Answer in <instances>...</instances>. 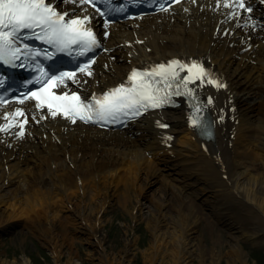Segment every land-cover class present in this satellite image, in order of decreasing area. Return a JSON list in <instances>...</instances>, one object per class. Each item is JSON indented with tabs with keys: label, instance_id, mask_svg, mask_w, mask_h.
Listing matches in <instances>:
<instances>
[{
	"label": "bare ground",
	"instance_id": "bare-ground-1",
	"mask_svg": "<svg viewBox=\"0 0 264 264\" xmlns=\"http://www.w3.org/2000/svg\"><path fill=\"white\" fill-rule=\"evenodd\" d=\"M51 1L76 16L90 12L81 3ZM235 1L185 0L168 12L114 25L111 35L103 36V51L91 75L84 73L73 82L89 92H101L125 80L136 67H155L169 60L189 66L196 61L207 75L189 83L211 116L213 138L201 135L203 124L192 123L197 110L186 102L177 109L149 113L117 131L53 116L34 106L24 109L23 116H16L14 109H0V129H5L0 131V192L23 191L32 215L45 211L55 220H49L47 243L57 257L63 248L58 246L66 245L69 232L59 221V212L51 208L54 199H63L67 211L75 212L72 202L91 204L98 198L91 184L102 179L125 185L126 190L118 192L119 201L111 193L98 201L96 211L77 214L76 232L86 235L96 248L103 247L101 218L120 203L116 207H125L136 227L148 218L153 238L152 248L140 252L130 248L141 247L140 238L126 241L119 264H137L139 253L144 264H194L197 257L206 264L201 258L208 252L210 264H221L216 259L222 252L205 248L200 239L203 219L211 226L220 223L228 228L232 247L228 264H249L244 260L243 241L264 248V19H258L262 14L255 9L239 8ZM247 1L260 4V0ZM91 21L97 23L93 16ZM183 71L185 77L191 75L187 68ZM209 79L224 87L208 83ZM33 168L37 173L31 181L27 172ZM143 174L146 187L158 186L150 200L157 203L164 197L156 209L146 206V191L133 205L134 177ZM30 182L37 195L30 192ZM16 197L17 192L11 198ZM9 200L0 195V210ZM92 217L93 223L88 221ZM11 227L0 221V232L10 233ZM150 254L163 259L151 261ZM114 263L99 260V264ZM0 264L33 263L26 258L19 263L0 260Z\"/></svg>",
	"mask_w": 264,
	"mask_h": 264
},
{
	"label": "rangeland",
	"instance_id": "rangeland-1",
	"mask_svg": "<svg viewBox=\"0 0 264 264\" xmlns=\"http://www.w3.org/2000/svg\"><path fill=\"white\" fill-rule=\"evenodd\" d=\"M262 136L264 137L263 134ZM32 171L33 173H31ZM27 173L28 179L33 181L32 177L37 172L33 168ZM99 180H101V178H99ZM134 182V206H136L135 203H137V198L141 200V195L145 191L148 193L147 195H149V197H147L149 199L145 198L144 200L146 206H149L151 209H156L155 206L158 202H160L158 204H162L161 201L164 200V197L156 199L157 203L150 200V195L156 192L155 188L158 186L146 187L147 185L144 174L142 177L135 176ZM30 186L32 187L31 182ZM91 188L93 191L95 190L97 192V200L95 198L91 199V204L86 202L80 204L72 202L75 212L67 211L69 207L63 199L55 198L51 205V208H54L59 212L57 217L69 232L66 245L58 246L63 247L61 257H57V252H55L51 248V245L47 243V237H50L47 231L49 220H55L45 215V211L32 215L29 206L27 207L26 205L23 191L6 189L5 191L0 192V195L10 199L8 206L6 205L7 208L3 207L0 210V221L7 222L12 226L10 229L13 230L10 233L0 232V260L2 262L19 263L23 262L24 259L29 258L33 264H57L66 263L69 260H73L75 264H99V260L108 259L110 262H115L114 264H119L121 254L126 248L124 247V243L128 240L137 239V237L140 238L139 245H141V247H130L132 250L135 248L134 251H136V249L139 248L137 250L140 252L141 250L151 249L152 247H150V245L153 242V238L151 231L146 224L148 218L145 217L143 221H140L142 222L141 228L136 227L137 225L129 214L130 212L128 213L125 207H116V205L120 203H115V207L109 208L101 218L104 224L101 233L106 237L105 245L103 247L96 248L90 243L91 240L86 238V235L82 232H76L74 227L77 226V223L79 222V220H77V218H79L77 214L91 210L96 211L99 203L105 201L111 193H116L115 200L119 201L118 192H124L126 190L125 185L118 187L117 184L103 181V179L102 182H99L97 185L91 184ZM15 192H17V197L11 198ZM30 192L37 195L35 187H32ZM159 195L160 194L156 193L155 198H158ZM134 206L132 208L130 206V208L134 209ZM116 210L120 212L117 217L114 215ZM88 221L93 223L94 218L92 217ZM110 222L114 223V225ZM199 228V236L204 246H206L205 248L210 250L214 248L216 252H222V254H218L220 258H217L216 261L221 264H228L230 250H232V247H230L229 244L230 236L228 228L220 223L211 226L206 219H203L199 223ZM242 243V248L245 251L244 260H247L249 264H264L263 247H256L250 241H243ZM163 248L164 247H158L157 250L160 251ZM209 254L210 253L208 252V256L201 258V260L204 259L206 264L212 263ZM138 255L137 264H144L142 254L139 253ZM153 256H156V258H152ZM149 258L154 262L163 259L160 254H150ZM236 262L241 264L240 261ZM194 264H201L200 257H197Z\"/></svg>",
	"mask_w": 264,
	"mask_h": 264
},
{
	"label": "snow or ice",
	"instance_id": "snow-or-ice-1",
	"mask_svg": "<svg viewBox=\"0 0 264 264\" xmlns=\"http://www.w3.org/2000/svg\"><path fill=\"white\" fill-rule=\"evenodd\" d=\"M65 2L88 3L95 7V0H65ZM261 2L264 3V0ZM226 6L230 7L231 5ZM163 7L164 5L161 4L162 9ZM238 7L245 8V0H238ZM246 10L251 12V6L248 5ZM66 16L68 13H61L53 7L51 0H0V62L10 63L9 56L18 58L17 54L20 52V48L14 46V39H19L24 30H32L33 35L44 39L58 51H64L72 45H79L83 50L80 54L83 55L85 51L100 46L96 35L91 29L85 27L88 23L87 17L65 20ZM37 28L41 29L40 33L35 32ZM34 55H39V53L36 52ZM176 68L181 70L187 68L191 75L178 79L179 74ZM79 70L91 75L88 64ZM41 74L50 82L63 83L65 77L75 80L74 73L66 72L55 76L42 71ZM206 75L204 68L196 63L187 66L181 64L180 61L173 60L167 66L160 64L152 68L151 71L134 69L128 78L129 86L121 84L102 97L93 98L94 103H83L78 95L73 94L72 97H69L67 93L62 96H52V99L68 102L59 105L58 110L63 108L64 115L70 114L73 121L79 116L81 120L85 121L95 117L97 122L116 123L124 118H134L149 107H159L171 94L167 90L172 88L173 82L177 84L176 94L179 95L180 83L187 89L189 81H202ZM156 77L160 79L157 80ZM39 82L37 80V83ZM208 83L215 84L217 87H224L223 84L215 80L209 79ZM161 84L162 87L157 86ZM161 92L164 93L163 96L158 95ZM33 95L35 96V94ZM49 107H52L51 103H49ZM16 114L22 115L19 111ZM51 114L56 116L57 111H53ZM193 123L195 124L196 121L194 120ZM161 126L166 127V125ZM2 130L5 129H0V131Z\"/></svg>",
	"mask_w": 264,
	"mask_h": 264
}]
</instances>
